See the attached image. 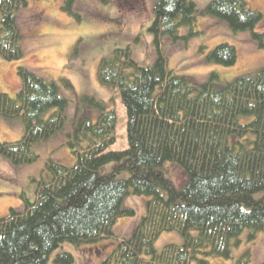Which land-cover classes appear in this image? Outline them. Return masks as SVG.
Masks as SVG:
<instances>
[{"label": "trees", "instance_id": "obj_1", "mask_svg": "<svg viewBox=\"0 0 264 264\" xmlns=\"http://www.w3.org/2000/svg\"><path fill=\"white\" fill-rule=\"evenodd\" d=\"M76 2L62 0L61 9L79 21L84 14ZM27 3L0 0V57L5 60L23 57L17 12ZM153 12V63L140 66L129 48L122 47L102 58L96 71L98 82L112 88L123 105L127 147L110 149L116 141L115 110L82 96L99 111L95 119L85 111L67 133L73 137L67 143L75 163L66 166L48 159L34 200L22 197L23 208H10L0 218V264H46L65 242L92 244L113 238L114 247L99 264H209L210 257L230 258L244 230L250 231L249 238L264 231V67L231 82L210 72L200 85L175 75L167 67L159 38L198 34L196 4L154 0ZM204 13L232 31L251 30L252 38L264 47V33L253 31L264 12L247 8L244 0H211ZM182 27L188 32L180 36ZM236 58L234 46L221 43L206 60L231 66ZM17 75L18 93L0 94V116L20 117L23 123L19 140L0 142V156L15 167L36 161L33 145L68 122V99L59 94L55 82L24 66L17 67ZM50 109L53 112L45 117ZM168 162H176L185 173L180 186L167 176ZM105 165H110L106 171ZM129 194L149 199L131 235L118 238L112 228L116 220L135 214L123 206ZM172 231L182 236L183 244L156 250L158 236ZM247 258L246 253L236 264H248ZM53 262L74 264V257L63 252Z\"/></svg>", "mask_w": 264, "mask_h": 264}, {"label": "rangeland", "instance_id": "obj_2", "mask_svg": "<svg viewBox=\"0 0 264 264\" xmlns=\"http://www.w3.org/2000/svg\"><path fill=\"white\" fill-rule=\"evenodd\" d=\"M106 1V2H105ZM77 0L76 9L83 12L81 20L62 11V0H27V6L17 12V21L22 32L23 57L8 61L0 57V94L11 97L20 90L17 67L24 66L37 76L57 84L59 94L68 99L65 110L68 122L49 139L33 145L38 155L36 161L12 166L0 156V218L9 214L10 208H23V198L32 202L35 198L36 182L43 173L44 165L52 159L66 166H73L72 153L67 133L74 130L85 111L92 119L98 109L82 100L92 96L101 101L107 110L117 115L116 141L112 150L125 149L126 116L117 93L98 82L96 71L102 58H109L115 48L128 47L133 59L140 65L152 64L157 51L155 37L149 30L154 18V0ZM197 7L194 31L198 34L179 39L166 35L159 38L169 70L175 75L188 76L196 84L207 82L210 72H217L224 82L240 76H250L264 67V47L251 36V30L232 31L223 21L204 13L211 0H192ZM246 7L264 12V0H244ZM254 32L264 33V20L259 21ZM187 27L180 29V36L187 34ZM227 43L236 50V62L222 66L208 62L206 57L215 46ZM87 108H91L87 109ZM53 109L44 114L47 117ZM94 121V120H93ZM23 123L20 117L0 116V142H15L20 139ZM78 147V146H77ZM110 165L103 166L106 171ZM167 176L180 186L186 175L176 162H168ZM149 197L129 194L124 207L135 211L132 216L119 217L113 225L118 238H128L134 226L145 212ZM196 235V231H191ZM250 231L244 230L238 237L239 243L231 248L230 258L210 257L209 264H236L248 254V264L264 262V231L249 238ZM116 239H101L96 243L79 245L63 243L52 251L46 264H55L54 257L69 252L74 264H99L112 250ZM167 244L182 245L183 238L177 232H163L154 242L156 250ZM192 262V264H194Z\"/></svg>", "mask_w": 264, "mask_h": 264}]
</instances>
